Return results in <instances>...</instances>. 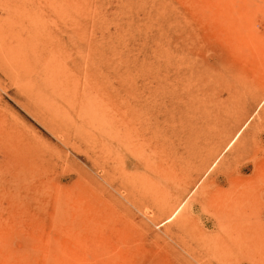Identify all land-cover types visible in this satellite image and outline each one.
<instances>
[{
	"label": "rangeland",
	"instance_id": "374dc122",
	"mask_svg": "<svg viewBox=\"0 0 264 264\" xmlns=\"http://www.w3.org/2000/svg\"><path fill=\"white\" fill-rule=\"evenodd\" d=\"M0 264H264V0H0Z\"/></svg>",
	"mask_w": 264,
	"mask_h": 264
},
{
	"label": "bare ground",
	"instance_id": "6f19581e",
	"mask_svg": "<svg viewBox=\"0 0 264 264\" xmlns=\"http://www.w3.org/2000/svg\"><path fill=\"white\" fill-rule=\"evenodd\" d=\"M229 18L230 17H227L225 19L226 25L231 24L232 20ZM147 112H150V110ZM107 118H109V117H107ZM119 120H120L119 121L120 126H119L117 132L115 131L116 134L113 135V133H112V135L115 137L117 136L116 138H118V141H119V150L124 153V156L128 160L125 162L127 164V162L131 161L130 159L134 158L136 156V154L138 153L136 150H139L140 144H143L145 142V140H144L145 135L144 136H141V135L143 134V131L145 132V128L147 129V127H145L144 124L141 122H136L137 121L136 119L133 122H132V120L128 121V117L126 114L122 115V117ZM116 122H118V121H116ZM150 122H151V120H150ZM107 128H108V125H107ZM110 129L112 130L113 128H110ZM116 129H117V127H116ZM108 131H110V130L108 129ZM145 134H147V133H145ZM177 213H179V212H177ZM175 217L173 216V218H175ZM169 221H172V218H170Z\"/></svg>",
	"mask_w": 264,
	"mask_h": 264
}]
</instances>
